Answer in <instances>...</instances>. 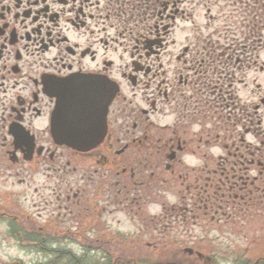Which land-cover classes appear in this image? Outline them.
Returning <instances> with one entry per match:
<instances>
[{"label":"flooded vegetation","instance_id":"flooded-vegetation-1","mask_svg":"<svg viewBox=\"0 0 264 264\" xmlns=\"http://www.w3.org/2000/svg\"><path fill=\"white\" fill-rule=\"evenodd\" d=\"M203 2L0 0V225L37 259L2 264H93L95 251L96 264H264V37L254 47L253 17L244 39L206 38ZM73 78L117 90L87 153L51 132L55 87ZM40 175L59 212L34 218L12 186ZM158 182L177 197L156 199Z\"/></svg>","mask_w":264,"mask_h":264},{"label":"rangeland","instance_id":"rangeland-1","mask_svg":"<svg viewBox=\"0 0 264 264\" xmlns=\"http://www.w3.org/2000/svg\"><path fill=\"white\" fill-rule=\"evenodd\" d=\"M254 3V2H253ZM252 3V4H253ZM247 3V0H204L203 4L198 6L196 8L195 12V20L196 24L200 26L201 32H203V36L206 38L211 32H217L216 36L221 34L222 38H224L226 35H229L228 28H232V31H236L237 36L241 39H244L245 36L242 35L241 32L245 33L249 27L247 25L251 24V20L254 17L253 20V28L254 34H253V40L255 43V46L259 43L258 40L262 37H264V28H262V24H264V20L262 17H260V14H263L264 12V2L263 1H256V3L253 4V7H249ZM210 9V10H209ZM257 24V26H256ZM186 25L184 22L181 24V27ZM259 26V28H258ZM177 34L174 37L176 41L178 42L177 46L183 41V36L185 34L182 30H176ZM262 33V35H260ZM262 36V37H261ZM256 51V50H255ZM258 52V50H257ZM264 52V51H263ZM256 54V53H255ZM261 59L264 60V53L261 55ZM127 92L130 93L129 87H127ZM125 106L128 105V102L124 104ZM155 119L159 121L161 124H167L174 120V116H167L166 114H158L154 115ZM138 150V149H136ZM188 162L190 165H196L197 160L194 159H188ZM97 163L93 160V162H87V166H91L92 168H97ZM150 172L145 176H149ZM163 177L168 178L169 173L163 172L161 174ZM48 175L45 176H36L35 182L31 183L30 186L26 184L22 186H16L13 184L12 188H14V194L16 197H19L21 200V203L23 206H25L27 209V212L31 214L32 217L38 218V217H46L53 214H58L59 210H57V204L50 205L49 203L44 202V198L42 197L41 189L45 188L44 186L41 187V189H38V191L35 190L36 187H39V182L44 183L52 182L48 180ZM21 178H24L21 176ZM18 177H13L11 180L12 182H17ZM45 181V182H44ZM161 187H155V192L157 197L159 198H166L169 199L171 197L176 198L175 195L176 191L171 192L166 187V183L161 182ZM43 191V190H42ZM50 192V189L45 188L44 193L45 195ZM170 193H173L174 195L170 196ZM161 194V195H159ZM14 196V197H15ZM110 210H113V215L116 216L115 220L118 218H122L121 215H128L129 212H118L115 211V207L110 206ZM61 213H65L63 208L60 210ZM66 211V210H65ZM134 213V212H133ZM126 215V216H127ZM3 233L4 228L2 225H0V264L2 263H10L12 260H16L17 258H23V260L27 263H33L37 259L35 257L29 256L26 257L21 251L19 250V246L15 244V241L11 240H5L3 239ZM93 257V264H96L98 260L101 259L102 255L94 253ZM42 259H48V256L42 255ZM41 259V260H42ZM37 262V261H36Z\"/></svg>","mask_w":264,"mask_h":264},{"label":"water","instance_id":"water-1","mask_svg":"<svg viewBox=\"0 0 264 264\" xmlns=\"http://www.w3.org/2000/svg\"><path fill=\"white\" fill-rule=\"evenodd\" d=\"M81 82L73 78L57 83L51 132L59 145L87 152L100 145L107 134L109 106L117 90L96 93L93 87Z\"/></svg>","mask_w":264,"mask_h":264},{"label":"trees","instance_id":"trees-1","mask_svg":"<svg viewBox=\"0 0 264 264\" xmlns=\"http://www.w3.org/2000/svg\"><path fill=\"white\" fill-rule=\"evenodd\" d=\"M256 1H263L264 2V0H253V2L254 3H256ZM264 16V14L262 15V14H260V17H263ZM141 150H150V147H149V145H145V144H142V146H141ZM157 179V176H155V178H153V180H151V181H148L149 183H146L147 184V186H146V188H147V190H149L150 191V194H152L153 193V191L151 190V185L152 184H154V183H156V180ZM150 182H152V183H150ZM159 183V182H158ZM149 184V185H148ZM158 185V184H157ZM150 196V195H149Z\"/></svg>","mask_w":264,"mask_h":264}]
</instances>
